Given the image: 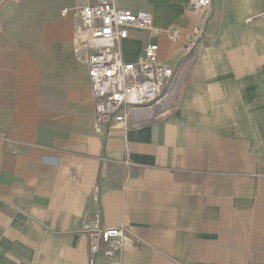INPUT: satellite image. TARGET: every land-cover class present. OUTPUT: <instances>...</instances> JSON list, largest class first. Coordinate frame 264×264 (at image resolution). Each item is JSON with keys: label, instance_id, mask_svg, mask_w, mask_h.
<instances>
[{"label": "crops", "instance_id": "1", "mask_svg": "<svg viewBox=\"0 0 264 264\" xmlns=\"http://www.w3.org/2000/svg\"><path fill=\"white\" fill-rule=\"evenodd\" d=\"M187 1L138 10L177 41L138 28L122 41L129 62L158 43L181 81L167 111L139 107L127 129H96L70 16L48 26L54 53L0 32V264H88L97 212L135 237L97 264H264V0ZM195 26L205 35L186 56Z\"/></svg>", "mask_w": 264, "mask_h": 264}, {"label": "built area", "instance_id": "2", "mask_svg": "<svg viewBox=\"0 0 264 264\" xmlns=\"http://www.w3.org/2000/svg\"><path fill=\"white\" fill-rule=\"evenodd\" d=\"M6 1L19 0H0V9ZM213 1L187 2L191 10L198 11L210 8ZM70 15L69 8L62 9V17ZM73 17V51L88 68L95 99L94 125L98 131L103 132L112 124L127 129L139 107L152 108L175 96L180 78L173 67L160 62L159 44H148L135 61L129 62L123 57L122 41L132 28L151 30L154 34L163 32L171 41H177L181 36L179 28H154L150 12L120 7L116 0H88L76 9ZM204 35L205 27L193 28L184 47L186 56L193 53ZM0 138L7 139L3 134ZM125 150L121 164L127 169L133 164L127 140ZM85 231L89 238L88 264H97L101 258L120 261L126 246L135 242L125 226H103L99 212L87 222Z\"/></svg>", "mask_w": 264, "mask_h": 264}, {"label": "rangeland", "instance_id": "3", "mask_svg": "<svg viewBox=\"0 0 264 264\" xmlns=\"http://www.w3.org/2000/svg\"><path fill=\"white\" fill-rule=\"evenodd\" d=\"M118 5L134 11L151 10L147 0H116ZM88 0H19L6 1L0 9V26L17 45L35 53L45 50L57 52L52 40L47 41L48 26L54 21L67 19L61 16L64 8H69V19L74 22L73 13ZM46 51V52H47ZM71 54H74L71 52ZM73 57V59H75Z\"/></svg>", "mask_w": 264, "mask_h": 264}, {"label": "water", "instance_id": "4", "mask_svg": "<svg viewBox=\"0 0 264 264\" xmlns=\"http://www.w3.org/2000/svg\"><path fill=\"white\" fill-rule=\"evenodd\" d=\"M170 102H171L170 99H165V100L157 103L154 107H152V109L156 114L163 113L170 108V106H171Z\"/></svg>", "mask_w": 264, "mask_h": 264}, {"label": "bare ground", "instance_id": "5", "mask_svg": "<svg viewBox=\"0 0 264 264\" xmlns=\"http://www.w3.org/2000/svg\"><path fill=\"white\" fill-rule=\"evenodd\" d=\"M180 82H181V81H180ZM180 82H179V83H180ZM179 83H178V85H177V87H176V91H178V89H179V87H178V86L180 85Z\"/></svg>", "mask_w": 264, "mask_h": 264}]
</instances>
